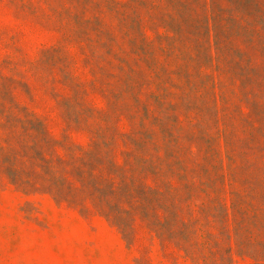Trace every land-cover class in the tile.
<instances>
[{
	"label": "rangeland",
	"instance_id": "rangeland-1",
	"mask_svg": "<svg viewBox=\"0 0 264 264\" xmlns=\"http://www.w3.org/2000/svg\"><path fill=\"white\" fill-rule=\"evenodd\" d=\"M0 142V264H264V0H0Z\"/></svg>",
	"mask_w": 264,
	"mask_h": 264
},
{
	"label": "trees",
	"instance_id": "trees-1",
	"mask_svg": "<svg viewBox=\"0 0 264 264\" xmlns=\"http://www.w3.org/2000/svg\"><path fill=\"white\" fill-rule=\"evenodd\" d=\"M2 149H3V146L1 145V142H0V161L3 158H9L10 157V156L4 157L3 152H2ZM12 169H14V167H12Z\"/></svg>",
	"mask_w": 264,
	"mask_h": 264
}]
</instances>
